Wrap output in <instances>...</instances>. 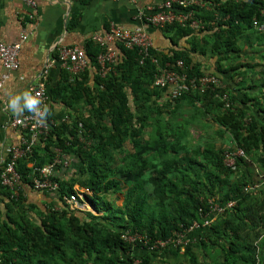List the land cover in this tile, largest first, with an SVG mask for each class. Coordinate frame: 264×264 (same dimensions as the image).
Wrapping results in <instances>:
<instances>
[{"label":"trees","instance_id":"obj_1","mask_svg":"<svg viewBox=\"0 0 264 264\" xmlns=\"http://www.w3.org/2000/svg\"><path fill=\"white\" fill-rule=\"evenodd\" d=\"M202 2L207 6L193 10L204 31L196 34L200 45L192 52L215 58L219 73V62L238 58L232 54L240 52L242 38L253 30L254 21L264 19V0ZM173 29L178 36L193 33L175 23L161 31ZM83 50L97 68L101 49L89 40ZM150 54L161 64L182 61L189 77L206 72L187 52L164 54L155 48ZM118 58L112 73L104 78L96 74L91 89L83 82L85 71L74 76L63 69L55 90L49 96L45 91L52 102L64 100L63 94L69 95L64 100L67 105L69 100H80L88 115L70 116L69 122L53 126L36 144L43 146L46 157L35 161L38 155L33 148L28 157L18 160L16 169L22 182L30 184L32 169L27 165L41 168L45 161L53 160L56 150L76 159V164L69 178L57 179L58 209L51 207L37 215L39 226L25 221L20 228L14 225L0 230V261L264 264V109L247 94L236 102L214 73L210 74L222 86L204 93L188 89L181 97L170 99L165 89L153 85L157 66L149 59L139 65L138 51L121 45ZM233 69L231 65L228 71ZM222 93L229 96L228 109L217 96ZM249 103L263 112L261 119L245 109ZM196 119L199 126H204L202 119H210L216 126L211 141L203 145H192L190 140L189 129ZM236 149L245 156L229 167L225 154ZM253 186L258 187L244 191ZM0 189L7 197L8 189ZM70 194H76L80 203L87 202L97 215L71 210L63 201ZM114 195L117 201L123 199L121 205L112 199ZM230 202L234 203L228 207ZM206 220L209 224L205 226ZM194 221L200 228L187 234L189 241L182 252L170 247L150 251L122 238L129 232L151 241L164 240ZM19 232L23 239L10 243V237ZM25 234L30 235L29 240Z\"/></svg>","mask_w":264,"mask_h":264},{"label":"crops","instance_id":"obj_2","mask_svg":"<svg viewBox=\"0 0 264 264\" xmlns=\"http://www.w3.org/2000/svg\"><path fill=\"white\" fill-rule=\"evenodd\" d=\"M164 1L166 0H61L59 2L38 0L36 9L30 10L21 0H0V39L7 45L21 43L18 56L19 68L16 71H6L0 63V81L5 74L8 75L0 88V168L8 159L10 149L19 147L22 139L29 137L26 131L10 125L12 119L30 112L24 107L26 103L24 95L26 93L31 95L30 88L43 83L49 96L62 80L64 68L58 62L53 63L46 74L42 73L49 61L55 59L58 50L63 47L76 46L83 49L86 42L92 41L95 34L105 36L110 23L127 30L138 27L145 29L152 38L154 47L161 53H189L201 64L204 71L219 74L223 86L233 94L236 102L247 94L252 102L254 99L257 100L259 107L264 109V34L251 30L242 38L238 55L232 54V57L238 56V58L233 59V62L229 60L219 62L218 66L222 68V71L216 73L215 58L192 52L193 48L198 49L197 45H200L199 36L196 35L198 32L193 31L194 34L190 32L186 36H178L175 33L176 29L161 31L145 24L139 17V11ZM22 36L26 37L23 41ZM111 46L113 47V44ZM114 46L118 54L119 45ZM231 65L234 69L228 71ZM95 77L96 68L89 62L84 72V84L91 89L95 85ZM17 97L20 99L17 101L16 109L13 110L11 102ZM63 99H69V95L63 94ZM64 100L58 98L52 102L48 98L46 115L49 120L61 124L69 122L70 116L88 115V108L80 100L76 102L69 100V105ZM249 105L245 109L261 119L263 112H259L258 107L254 108L250 103ZM34 148L38 155L35 161H41L46 157L42 145H34ZM44 163L42 167L47 165L46 161ZM75 164L76 159L72 157L69 169L58 168L56 176L59 179L69 178ZM32 165L30 163L27 167L31 168ZM257 187L253 186V189ZM5 191L8 193L7 197L4 196L3 190L0 191V230L14 227V225L21 227L26 223L25 221L39 226L37 215L58 206L55 194L36 191L28 183L21 182L15 199H11L9 189ZM116 197L117 195H114L112 199L115 200ZM11 200L12 203L9 202ZM5 204L10 207L6 208ZM71 210L97 215L87 202ZM26 230H29V225H26ZM22 236V233H16L10 237L9 242L19 241L23 239ZM24 236L26 240L30 239V235ZM0 264L3 263L0 261Z\"/></svg>","mask_w":264,"mask_h":264},{"label":"built area","instance_id":"obj_3","mask_svg":"<svg viewBox=\"0 0 264 264\" xmlns=\"http://www.w3.org/2000/svg\"><path fill=\"white\" fill-rule=\"evenodd\" d=\"M22 3L30 10L36 9L38 0H21ZM51 2H59L61 0H48ZM206 4L199 0H166L159 5L149 6L139 11V17L145 24L150 25L156 29H164L167 26L178 24L182 28L190 29L194 32H200L204 26L199 23L194 16L195 7H205ZM32 17V16H31ZM253 29L257 32L264 34V19L256 20L252 23ZM26 37L22 36L21 40ZM92 41L101 49V52L96 57V74L104 78L107 74L114 71L119 58L116 46L121 45L127 50L136 49L139 55V65H142L145 60L149 59L151 63L157 66V71L154 75L153 85L155 87L165 89L170 99H177L183 95L188 89L204 93L207 89L214 90L222 84L219 79L209 72H205L201 76L189 77L185 72V65L182 61L178 60L173 65L172 63L164 62L161 64L157 58L150 54L152 49H155L152 38L145 31V29L138 27L134 30H127L118 27L114 23H110L108 33L105 36L95 34ZM113 44V47L111 46ZM21 49V43L7 45L0 39V63L6 71H16L19 68L18 56ZM58 58L51 59L42 72L47 73L48 68L53 63H60V65L71 75L77 76L88 66L89 59L85 50L72 46L63 47L58 50ZM190 68V67H189ZM8 78L5 74L0 81V88L3 81ZM31 96L40 101L37 105V111H30L28 114L16 117L10 121V125L20 128L29 134L28 139L23 138L19 147L10 149L8 159H6L0 168V187H5L11 191V199L18 196V191L21 186V175L16 169L18 160L28 157L36 145L37 141L42 137L46 138L53 126L57 124L48 119L47 115L41 117L38 113H42L48 105V97L45 93L43 83L38 86L30 88ZM223 103L225 109L230 108L231 102L227 93L217 95ZM43 121L40 123L39 121ZM80 141L84 143V137H80ZM245 154L241 149L227 152L225 154V164L229 167L235 164L237 158L244 157ZM72 157L63 154L60 150H56L53 160L42 168H34L31 166L32 172L30 175V185L36 191H44L47 193L55 194L59 189V183L56 176L57 170H67L71 166ZM253 190V187L244 189L245 192ZM81 197V196H80ZM63 201L71 208H79V202L76 194H70L68 197L64 196ZM234 202L227 204L231 207ZM54 209H58L54 207ZM217 212L222 211L216 209ZM209 224L206 220L205 226ZM199 223L194 221L188 228H182L181 231H173L172 235L167 239L150 240L146 236L137 233L131 234L126 232L122 238L126 242L136 243L139 242L146 246L150 251H156L166 247L180 248L181 252L188 243L187 234L198 229Z\"/></svg>","mask_w":264,"mask_h":264},{"label":"rangeland","instance_id":"obj_4","mask_svg":"<svg viewBox=\"0 0 264 264\" xmlns=\"http://www.w3.org/2000/svg\"><path fill=\"white\" fill-rule=\"evenodd\" d=\"M201 122L204 124L203 127L197 124L198 120L196 119L195 124L189 129V133L191 134L190 140H191L192 145H196V144L203 145L205 141H211L210 137L213 136V133L216 130V126L213 125L210 119H205V120L202 119ZM122 202H123V199H121L116 204L121 205Z\"/></svg>","mask_w":264,"mask_h":264},{"label":"clouds","instance_id":"obj_5","mask_svg":"<svg viewBox=\"0 0 264 264\" xmlns=\"http://www.w3.org/2000/svg\"><path fill=\"white\" fill-rule=\"evenodd\" d=\"M20 98L17 97L16 100H13L11 102V107L13 110L16 109L17 107V101L19 100ZM24 99L26 101L24 107L27 108L29 111H33V112H36L37 111V105H39L40 101L33 98L30 94H25L24 95ZM48 113V109L45 108L44 111L42 113H38L41 117H43L44 115H46ZM40 123H42L43 121H39Z\"/></svg>","mask_w":264,"mask_h":264}]
</instances>
